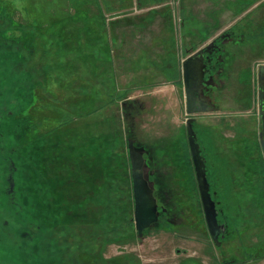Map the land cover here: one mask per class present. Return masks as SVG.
<instances>
[{"label": "rangeland", "instance_id": "374dc122", "mask_svg": "<svg viewBox=\"0 0 264 264\" xmlns=\"http://www.w3.org/2000/svg\"><path fill=\"white\" fill-rule=\"evenodd\" d=\"M68 1L0 0V93L4 100L2 103L9 100L15 106L12 108L15 113L13 127L17 136L12 146L16 150V172L19 183L28 188L34 215L47 226L49 263L218 264L216 261L224 259L226 262L233 260L235 264H264V198L259 191L263 184L261 173L256 169V165L264 167L259 138L264 130V106L261 114L260 101V93L264 92L263 46L258 43V48L252 52L249 42L245 41L238 44V49L231 48L230 54L235 52L241 57L239 70L235 73H223L222 66L223 72L216 75L217 65L213 56L207 68L216 78L211 80L209 77V84L202 92V100L209 110L196 111L191 115L186 112L181 86L176 89L172 81L161 75L151 77L153 72L146 66L137 69L132 63L121 65L115 62L118 88L127 87L128 92L122 90V94L126 95L119 98L117 104L103 109L99 116L84 117L74 124L83 126L100 122L105 116L107 118L115 113L112 136L123 141L122 150H119L130 159L131 186L127 195L130 194L131 199L127 196L130 202H126L121 196L123 191L126 193L125 186H114L115 191L103 190L108 182L104 177L106 169L102 152L84 145V156L78 155L81 157L77 158V168L72 170L69 166L63 171V165L59 164L62 162V151L60 148L57 150V134L47 132L49 115L61 118V113L55 112L58 107L76 108L73 102L78 95L73 85H85L88 79L82 72L84 64L76 54L72 58L63 57L59 62L60 50L52 57L47 55L50 48L57 47L52 41L59 39H53L43 28H48L49 22L58 23L65 8H69L66 7ZM248 5H245L246 9L242 8L240 22L252 21L258 29L252 32V28L249 31L245 27L250 35L239 29L245 40L264 27V0H250ZM248 10L257 12L249 16ZM230 20L231 17L226 16V23ZM175 24L180 26L176 20ZM228 35L225 34L226 39H229ZM213 44L215 41L210 43ZM223 51L220 50V53ZM67 63L77 68L73 78L63 70ZM132 68L135 72L127 70ZM136 74L138 78H132ZM61 78L71 81L70 88H63V83L58 82ZM150 80L155 85L145 87ZM137 82L139 85L128 88ZM12 85L16 90L12 89ZM42 87L51 94L45 95ZM15 91L22 96L23 102L15 97ZM37 101L41 103L35 104ZM262 102L264 105V96ZM91 106L88 104L86 108L91 109ZM196 107L200 109L204 106L198 103ZM188 119H193L210 187L216 191L217 196L214 197L220 203V220L224 229L229 226L230 235L221 245L214 243L207 234L188 142ZM97 129V138L100 139L96 141L98 144L106 142L105 148H109L107 138ZM177 136L184 143L192 174L185 185L179 179L182 175L178 170L180 164L174 167L163 152L166 141ZM130 142L144 159L139 169L149 182L144 195L157 209L155 222L142 233L136 229ZM30 156L36 159L33 166L30 165ZM27 158L28 168L25 165ZM87 163L98 169L101 166L102 175L97 179V186H91L90 192L79 193L80 186L76 188L74 185L87 178L81 175L79 165ZM55 185L58 189L54 188ZM160 205L166 209L163 214Z\"/></svg>", "mask_w": 264, "mask_h": 264}, {"label": "crops", "instance_id": "0c3cea01", "mask_svg": "<svg viewBox=\"0 0 264 264\" xmlns=\"http://www.w3.org/2000/svg\"><path fill=\"white\" fill-rule=\"evenodd\" d=\"M76 2L79 5V8H75L76 11L87 9L91 17H106L105 24L102 23L103 19L98 17L96 22L98 20L101 22L94 25L91 23L87 29L79 28L76 46L83 48V52L88 46L89 55H100L102 59L108 58L121 65L132 63L131 65H136L137 69L146 66L153 72L151 77L161 75L165 79L168 78L175 84L176 89L181 86L186 112L183 62L188 57L202 49L208 50L210 43L217 40L211 54L210 50L204 55V61L208 63L210 61L208 56L214 52L216 75H220L223 71L235 73L239 70L241 57L235 52H232L233 55L230 54L231 48L238 49V44L246 41L249 42L252 52L258 48V43L263 46L261 50L264 49V27L254 33L252 38L249 36L248 40H245L244 34L239 33V29L246 31L245 27H248L249 31L252 28V32L258 29L252 21L250 23L249 20L243 21L247 22L245 24L240 22L242 8L246 9L245 5L248 7L250 0L245 2L227 0V5L225 0H89L88 4L85 0ZM252 12L257 11L248 10L249 16ZM226 16L231 17L228 23ZM127 19L133 22L127 23ZM175 20L180 26L175 24ZM115 21L117 23L113 24ZM249 31L246 32L250 35ZM226 33L229 34V39H226ZM228 41L230 43L226 45ZM225 47L227 48L224 50ZM220 50H224L223 53H220ZM127 70L135 72L133 68ZM209 77L211 80L216 78L211 72L205 74V84L197 93L199 96L197 103L200 105L204 96L202 92L209 84ZM132 78L137 79L138 75ZM134 85L137 86L139 83L131 84L128 88ZM153 85L155 84L150 80L145 87ZM124 90L127 91V87Z\"/></svg>", "mask_w": 264, "mask_h": 264}, {"label": "trees", "instance_id": "16d2710c", "mask_svg": "<svg viewBox=\"0 0 264 264\" xmlns=\"http://www.w3.org/2000/svg\"><path fill=\"white\" fill-rule=\"evenodd\" d=\"M88 4L89 0H85ZM74 3V4H73ZM68 10L65 8V13L64 15L58 20V23L55 22H49V27L48 28H43V30H46L51 34L53 39H59V40H53L52 44H54L57 47H52L50 48V52L47 54L49 56H54V54L59 53V59L57 62L61 61V58L63 57H71L73 55H77V59H81V63L84 64V69L82 72H84L85 77L88 79L86 80V84H74L73 89H76V94L78 95L76 100L73 102L74 98L71 100L73 104H75L76 108L71 106H63V107H58L55 111L56 113H61V118H56L52 117L49 115V129L48 133L51 134H57V146L58 149L62 151V162L59 163L60 166L63 165L62 170L65 171V167L71 166L72 170L77 168L78 160L77 158L79 157L78 155H83L84 156V148L83 146H89V147H94L97 152H102V159H103V164L106 169L105 172V180L108 182L106 183V186H104L103 190L104 191H115L114 186H125L126 190L122 196L126 199V202H130V194L127 195L128 193V188L131 186V182L129 179V171H130V159L120 150H122V140H115L113 139V132H111V129L114 128V125L116 123L115 121V113L112 114L111 116L107 118H103L100 122L96 123H90L87 125L83 126H77L74 123L78 119L84 118V117H94V116H99L104 112L103 109H105L108 106H112L114 104H117V101L119 98L124 97L126 94H122V89L120 90L118 88V83H117V78L115 74L117 75V69L115 67V61L109 60L108 58H100L98 56L94 55H89V48L86 46L84 48V52L82 51L83 48L80 46H76V39L79 35V28L80 29H87L89 24L93 23H99L101 21L96 22V18L99 17V19H103L102 23L105 24L106 22V17L105 16H94L91 17L89 14V11L82 10V11H76L75 8H79L76 0H69L68 4L66 7H68ZM168 9V8H167ZM166 9V10H167ZM171 15V11H170ZM127 23L133 22L130 21V19L126 20ZM111 23V22H110ZM117 21L113 22V24H116ZM87 45V44H86ZM62 50L60 49V47ZM51 51H56V53H52ZM79 62V61H75ZM53 63H51L52 65ZM63 70H65V74L67 75H72V78L74 77V71L77 70L75 68L74 64H69L67 63L64 65ZM73 70V73H72ZM56 78V77H55ZM58 79V78H56ZM60 79V78H59ZM65 78H61L59 83H63V88L68 89L67 87L70 88L69 84L71 81L69 80H63ZM67 81V82H64ZM57 82V80H56ZM44 85V84H43ZM46 85V84H45ZM43 88V92L45 95L51 94L49 90L45 87ZM12 89L16 90L15 87L12 85ZM72 89V90H73ZM124 90V89H123ZM15 97L19 99L20 102H23L21 99V95L15 91ZM46 102V101H44ZM40 101H37L35 104H40ZM93 103V105H92ZM88 104H90L91 109H87ZM94 107V108H93ZM90 108V107H89ZM31 111V110H29ZM62 122V123H60ZM60 123V124H59ZM95 128L99 129L101 131V134L107 138L106 141L110 144L109 148H105V143L103 144H98L96 140H99L100 138H97V134ZM97 129V130H98ZM102 135H99L102 137ZM113 135V136H112ZM83 141H80V140ZM165 147H163L166 155L168 156V159L170 163L174 167H178L180 164L178 170L182 174L181 177H179L180 182H182L183 185L186 184V180L189 176L191 177V169L189 167V162L188 158L186 156V150L184 149L183 145L184 143L182 142L181 138L177 136L176 138L169 139L165 143ZM105 149V151H104ZM120 149V150H119ZM22 151V149H20ZM24 153L26 154V149H24ZM26 156H28L26 154ZM96 157V155L94 154ZM81 157V156H80ZM79 157V158H80ZM31 159V164H33V160L35 161L36 159L32 158ZM82 159V158H81ZM95 160V159H93ZM29 159L27 158L25 165L26 168L29 167L28 164ZM47 166V163H45ZM56 167V166H55ZM81 169V175H86L87 178L86 180L79 181L74 187L79 185L80 187L78 188L79 193L82 191H88L90 192L91 186L93 184H97V179L102 175L100 172L101 166L98 169L95 167H90L89 163L84 164L81 166L79 165ZM261 168V165H256V169L259 173V170ZM58 169V167H56ZM61 170V168H60ZM183 172V173H182ZM65 174V173H63ZM177 177V176H176ZM176 180V179H175ZM103 185V183H99ZM108 184V185H107ZM72 185V186H73ZM49 186V184H48ZM83 186V187H81ZM97 186V185H96ZM107 186H111L110 189H106ZM56 188V185L54 187ZM53 188V189H54ZM94 188V187H93ZM114 188V190H113ZM52 189V188H51ZM127 196L130 198L129 200L127 199ZM124 201V200H123ZM128 208L130 209V205H128ZM130 222V219L128 220ZM126 223V220H125ZM127 224H129L127 222ZM133 224V223H132ZM131 225V223H130ZM106 262V261H105Z\"/></svg>", "mask_w": 264, "mask_h": 264}, {"label": "flooded vegetation", "instance_id": "af4514ba", "mask_svg": "<svg viewBox=\"0 0 264 264\" xmlns=\"http://www.w3.org/2000/svg\"><path fill=\"white\" fill-rule=\"evenodd\" d=\"M216 42L217 40L215 45H212L211 52L215 49ZM213 56L214 52L211 56H208V60H212ZM2 101L4 100L0 93V264H59L49 263L47 226L43 222H39V218L34 215L27 186L19 183L16 172L18 167L16 168L15 163L16 150L12 146L17 136V130L13 127L15 113L12 108L15 106L10 104L9 100L5 103H2ZM259 172L263 184L259 191H261L264 198V167L261 166ZM148 176L150 177V175ZM151 183L156 188L155 183L153 181ZM158 190L159 188H157V192ZM210 192L216 202L218 222L221 225V235L218 242L221 245L227 235H230L229 226L227 225V228L224 229L218 209L220 203L214 197V195L217 196L216 191L210 189ZM162 206L159 207L160 212L163 214L166 209ZM168 220H170V217H168ZM207 234L211 237L209 230ZM56 261L59 262V258ZM213 261H215V258ZM216 262L218 264H235L233 260L226 262L224 259L221 262Z\"/></svg>", "mask_w": 264, "mask_h": 264}, {"label": "water", "instance_id": "95a60500", "mask_svg": "<svg viewBox=\"0 0 264 264\" xmlns=\"http://www.w3.org/2000/svg\"><path fill=\"white\" fill-rule=\"evenodd\" d=\"M208 50H201L198 53H194L183 62V77L186 92L187 101V114L191 115L196 111H208L206 103L202 100L203 108H197V102L199 96L197 93L200 92L202 86L205 84L204 76L210 70L207 68V63L204 61V55L210 51L212 45L208 46ZM264 74V69H262ZM264 92L260 93L261 101V114H263V99ZM202 106V105H201ZM187 134L188 142L192 155V161L196 173L198 182V188L200 193L201 202L207 222L208 230L215 243L219 242L221 235V225L218 222V211L216 202L213 200L210 192V183L207 177V169L204 158L201 153L199 143L197 141L196 131L194 129L193 119L187 121ZM260 144L262 153L264 156V130L260 134ZM130 156L133 165L132 175L134 184V195H135V221L136 229L139 233L149 228L155 219L157 218V209L155 205L146 198V191L148 190L149 182L146 180L139 171L142 168L143 157L136 152L134 144L130 142ZM152 192V190H150Z\"/></svg>", "mask_w": 264, "mask_h": 264}]
</instances>
